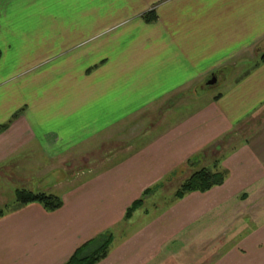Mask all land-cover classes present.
<instances>
[{"label":"crops","instance_id":"crops-1","mask_svg":"<svg viewBox=\"0 0 264 264\" xmlns=\"http://www.w3.org/2000/svg\"><path fill=\"white\" fill-rule=\"evenodd\" d=\"M263 54L264 0H0V167L23 151L45 163L33 166L41 176L67 153L112 160L114 137H128L136 116L213 77L224 87L197 115L170 122L123 164L67 192L63 209L35 204L0 218V264L66 263L115 227L145 187L237 128L257 130L236 153L246 184L232 170L219 191L263 178ZM143 229L116 236L101 264H161L160 254L143 253L159 233ZM167 251L164 264L205 257L181 240Z\"/></svg>","mask_w":264,"mask_h":264},{"label":"rangeland","instance_id":"rangeland-1","mask_svg":"<svg viewBox=\"0 0 264 264\" xmlns=\"http://www.w3.org/2000/svg\"><path fill=\"white\" fill-rule=\"evenodd\" d=\"M222 88L218 83L215 86L194 89V92H178L163 104L139 117L136 116V119L131 120V131L128 137H114L112 160L105 159L104 153H67L65 160L49 161V173L41 176L40 170L33 169V166L35 164L44 166L45 163L42 165L41 161L33 162L28 159L26 154L28 151L21 152L22 155L8 160L1 166L3 168L0 167V218L35 205L31 204L10 212L16 204L17 192L23 190L60 197L64 207V195L67 192L91 181L108 169L123 164L126 157L154 139L170 122L180 123L189 115H197L198 109L224 91ZM256 133L257 130L254 128H237L233 132L225 133L207 148L203 146L199 150L195 149V153L189 154L181 164L179 161L178 166L171 169L160 181L145 187L144 191L138 193L137 198L125 208L122 219L118 221V224L115 223V227L98 234L92 240L103 234H111L114 242L118 235L129 234L144 228L143 230L147 229L149 232L156 231L161 238L153 241V235H150L149 240L144 243L143 253L160 254L161 264H164L165 260L171 256L167 249L176 240H181L187 249L194 250L199 255L205 253L202 262L195 261L196 264H264V177L250 183V187L243 191L235 187L219 191L232 177V170L236 172V178L246 184V181L242 180L243 175L237 173L242 172L244 164L241 156H236V153L246 147L248 145L246 143ZM233 161L237 162L233 164ZM230 163L235 170L230 169ZM205 169L213 173L226 171L224 184L206 193L194 192L207 195L215 191L208 197L204 195L189 198L194 194L190 193L183 199H176V194L184 183L195 173ZM186 175L189 177L183 179ZM115 178L118 181L122 180L120 176ZM39 185L43 190H37ZM159 185L162 187L144 197L145 192ZM237 186L244 187L242 184ZM47 188L48 190L45 191L44 189ZM135 193H130L125 201H130ZM143 198L142 207L127 220V211L135 202ZM217 200L221 203L217 204ZM112 250L113 243L109 255Z\"/></svg>","mask_w":264,"mask_h":264},{"label":"trees","instance_id":"trees-1","mask_svg":"<svg viewBox=\"0 0 264 264\" xmlns=\"http://www.w3.org/2000/svg\"><path fill=\"white\" fill-rule=\"evenodd\" d=\"M153 19V15L148 18L149 21ZM261 62L264 63V54L261 58ZM226 176V171L213 173L206 169L195 173L181 187L180 191L176 194V199H183L188 194L194 192L206 193L215 187L222 186ZM160 187H162V185L155 187L153 190H148L145 192L144 197H147ZM143 203L144 198L135 202L127 211L126 219L129 220L132 218L135 211L142 207ZM31 204H39L48 212H55L63 207V201L60 197L48 195L46 193H34L28 190H23L17 192L16 204L10 212L19 210ZM112 243L113 236L111 234H103L80 248L67 264H99L108 257ZM88 252L90 254H88Z\"/></svg>","mask_w":264,"mask_h":264},{"label":"water","instance_id":"water-1","mask_svg":"<svg viewBox=\"0 0 264 264\" xmlns=\"http://www.w3.org/2000/svg\"><path fill=\"white\" fill-rule=\"evenodd\" d=\"M218 84V80L216 79V77H213L209 82H208V86H215Z\"/></svg>","mask_w":264,"mask_h":264},{"label":"flooded vegetation","instance_id":"flooded-vegetation-1","mask_svg":"<svg viewBox=\"0 0 264 264\" xmlns=\"http://www.w3.org/2000/svg\"><path fill=\"white\" fill-rule=\"evenodd\" d=\"M216 79H218L217 77H216ZM210 81V80H209ZM207 85H208V83H207Z\"/></svg>","mask_w":264,"mask_h":264}]
</instances>
